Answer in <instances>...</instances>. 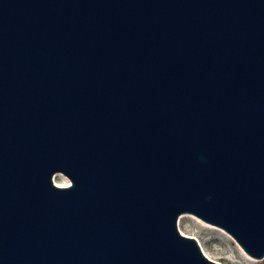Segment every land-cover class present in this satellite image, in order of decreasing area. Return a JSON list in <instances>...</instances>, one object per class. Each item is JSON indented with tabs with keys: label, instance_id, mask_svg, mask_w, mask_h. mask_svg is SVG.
<instances>
[{
	"label": "water",
	"instance_id": "1",
	"mask_svg": "<svg viewBox=\"0 0 264 264\" xmlns=\"http://www.w3.org/2000/svg\"><path fill=\"white\" fill-rule=\"evenodd\" d=\"M184 212L264 256V0H0V264H221Z\"/></svg>",
	"mask_w": 264,
	"mask_h": 264
},
{
	"label": "rangeland",
	"instance_id": "2",
	"mask_svg": "<svg viewBox=\"0 0 264 264\" xmlns=\"http://www.w3.org/2000/svg\"><path fill=\"white\" fill-rule=\"evenodd\" d=\"M52 179L55 184H70L69 178L62 172H55ZM182 214L184 216L179 221ZM180 215L177 218L178 230L193 237L208 258L221 264H264V256L256 258L250 255L254 260L244 256L238 246L243 248L223 228L207 223L192 213L184 212Z\"/></svg>",
	"mask_w": 264,
	"mask_h": 264
},
{
	"label": "bare ground",
	"instance_id": "3",
	"mask_svg": "<svg viewBox=\"0 0 264 264\" xmlns=\"http://www.w3.org/2000/svg\"><path fill=\"white\" fill-rule=\"evenodd\" d=\"M58 184V183H57ZM59 186H66V184H58ZM182 216H184V214L180 215L179 217V221L182 218ZM206 222V221H205ZM208 223V222H207ZM213 227V226H212ZM229 236V235H228ZM230 237V236H229ZM231 238V237H230ZM232 239V238H231ZM238 246V245H237ZM239 250L241 251V253L246 256L248 259L250 260H254L253 257L250 256V254H248L246 251L242 250L239 246H238ZM205 254V253H204Z\"/></svg>",
	"mask_w": 264,
	"mask_h": 264
}]
</instances>
